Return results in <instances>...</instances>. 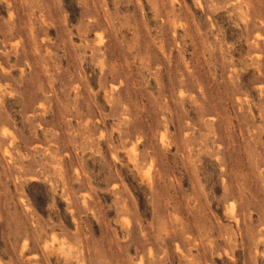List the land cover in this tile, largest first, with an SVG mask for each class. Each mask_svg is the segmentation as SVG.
Here are the masks:
<instances>
[{
  "label": "rangeland",
  "instance_id": "374dc122",
  "mask_svg": "<svg viewBox=\"0 0 264 264\" xmlns=\"http://www.w3.org/2000/svg\"><path fill=\"white\" fill-rule=\"evenodd\" d=\"M0 264H264V0H0Z\"/></svg>",
  "mask_w": 264,
  "mask_h": 264
}]
</instances>
